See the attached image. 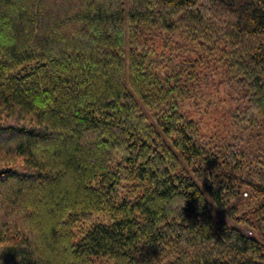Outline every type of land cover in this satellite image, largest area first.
Here are the masks:
<instances>
[{
    "label": "trees",
    "instance_id": "1",
    "mask_svg": "<svg viewBox=\"0 0 264 264\" xmlns=\"http://www.w3.org/2000/svg\"><path fill=\"white\" fill-rule=\"evenodd\" d=\"M178 22L225 47L240 123L264 121V0H0V264H161L169 243L179 254L163 264H264L263 170L241 174L245 153L228 149L221 172L178 110L188 87L173 82L191 72L163 79L146 47ZM139 103L167 109L166 142ZM132 177L147 191L120 200ZM244 191L259 199L239 222L261 240L209 212L208 198L222 209ZM105 210L115 221L77 239Z\"/></svg>",
    "mask_w": 264,
    "mask_h": 264
},
{
    "label": "rangeland",
    "instance_id": "2",
    "mask_svg": "<svg viewBox=\"0 0 264 264\" xmlns=\"http://www.w3.org/2000/svg\"><path fill=\"white\" fill-rule=\"evenodd\" d=\"M177 25L178 27L174 31L165 33L166 36L163 39L162 36L158 37L153 34L151 39H147L146 47L150 50L151 59L156 61L157 69L159 68L160 76L163 79L176 77L171 75L175 68L177 70L187 68L191 72L190 77H183L173 82L175 85L180 82L188 87L187 98L178 109L181 116L194 123L192 129L195 130V135L199 138V146L203 148L206 155L218 158V162L221 164L223 159L226 158L225 152L228 149L229 151L237 150V153H239V150H243L246 155L244 159L248 162H241L240 167L243 171L241 174L260 180L259 173L261 170L264 174V161L263 163L261 161V158L264 157V121L260 120V116H258V122L256 120L253 125L246 126L240 123L242 120L239 113L246 112L248 102L244 99L245 91L238 87V80L233 77L231 64H227L224 53L225 47L223 45L222 47L218 46L217 43L209 46L204 41L194 39L191 34L186 33V26H183L182 23L178 22ZM187 79L189 81H186ZM139 104L147 111L150 120L152 117L155 118L154 121L151 120L153 127L156 132L161 134V139L166 142L165 135L158 123V113H162V111L166 113L167 109L151 110L143 103ZM173 138H175V135ZM179 162V170L185 168V172L193 176V171L196 168L195 164L185 163L183 160ZM21 163L19 160L14 164L23 166ZM203 165L205 166V163ZM226 165L225 162L221 164V172L227 170ZM8 166H12L11 163L5 166L0 164V167ZM147 189V185L141 184L134 177L129 178L119 188V199H134ZM244 192L241 198L238 197L235 201L227 202L222 209L208 198L207 200L210 203L209 212L218 223L224 222L229 226L237 227L245 234L261 240V232L258 227L253 230L245 222H239L240 218L245 215L249 219L253 218L252 215H247L246 212H250L256 200L259 199L256 196L253 200L250 191ZM232 207L236 209L231 215ZM94 221L106 224L112 223L115 221L114 214L105 210L94 217L91 222L78 223L74 231L77 239L82 238L83 231L89 230ZM173 245L174 243H169L164 246L166 251L161 253V264L177 258L179 247L171 248ZM141 248L142 245L139 246L138 250L140 251ZM92 264H116V262L111 257L101 256L93 258Z\"/></svg>",
    "mask_w": 264,
    "mask_h": 264
}]
</instances>
